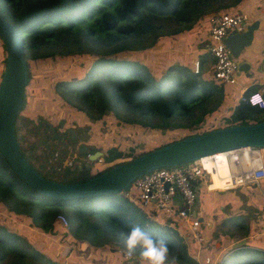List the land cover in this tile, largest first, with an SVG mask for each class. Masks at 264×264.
Wrapping results in <instances>:
<instances>
[{
  "label": "trees",
  "instance_id": "1",
  "mask_svg": "<svg viewBox=\"0 0 264 264\" xmlns=\"http://www.w3.org/2000/svg\"><path fill=\"white\" fill-rule=\"evenodd\" d=\"M263 6L264 0H0V16L16 26L23 40L27 82L19 110L27 96L25 88L33 78L32 67L46 58L84 54L92 58L83 74L68 78L56 76L51 89L55 99L73 107L84 123L93 126L104 122L103 117L112 116L136 129L133 125L157 127L159 134L166 136L183 133L191 126L206 123L228 103L225 85L213 77L203 78L200 69L193 71L190 63L182 58L167 64H148L136 52L155 44L168 46L167 37L193 29L197 20L212 12L231 13L245 7L264 13ZM4 54L0 52L3 55L0 75ZM206 56L204 48L196 55L202 63ZM250 90L245 88L236 102L226 107L225 123L214 128L264 120V108L250 105L246 100ZM46 102L51 110L41 105L49 113L46 118H38V128L49 139L58 125L55 117L60 115V109L52 100ZM174 116L191 119L175 120ZM153 118L159 121L154 122ZM128 153L116 145L109 146L91 165L83 167L80 174H73L67 166L61 173L62 178L54 180L73 182L90 178L136 156ZM124 191L53 199L22 182L0 155V212L6 213L0 216L4 218L0 219V264H61L67 259L73 263L75 256H84L83 261L88 259L87 264H94L92 251L95 249L102 255L107 254L111 264H123L116 258V248L112 245L127 249L128 233L136 226L153 239L167 243V263L199 264L193 256L195 243L184 238L181 223L175 224L176 213H146ZM205 192L203 187L198 190V200L202 201ZM216 204V200H209L210 216ZM59 214L65 217V226L58 220ZM13 216L17 221L10 218ZM226 217L221 218V224L228 221L235 229L243 228L240 216ZM236 231L244 235L251 233L246 228ZM45 233L52 240L45 241ZM227 234L231 235L232 231ZM212 235H218L215 227ZM65 240L74 248L68 253L63 248ZM222 240L219 247L230 242L226 238ZM141 251L138 246L133 251L134 257H141ZM215 253L212 252L208 263L201 264H264V249L246 243L229 245L221 261L214 258Z\"/></svg>",
  "mask_w": 264,
  "mask_h": 264
},
{
  "label": "rangeland",
  "instance_id": "2",
  "mask_svg": "<svg viewBox=\"0 0 264 264\" xmlns=\"http://www.w3.org/2000/svg\"><path fill=\"white\" fill-rule=\"evenodd\" d=\"M243 10L246 11L247 8L243 7ZM261 10L264 12V6L261 8ZM207 18L208 15L202 16L201 19L194 23L193 26L195 27L193 29L188 31L184 30L181 33L173 34L171 36L177 35L175 38L180 40L182 46H190L191 49H198L201 47L203 40L202 38L206 36ZM197 32L200 34H197ZM194 35L197 37V39L195 42H191L189 38ZM171 36L166 38L169 45L172 43V41L174 43L176 42V40L172 39ZM1 44L2 43L0 42V52L4 54L3 51L5 50ZM168 48L169 46L166 45L161 46L159 44H155L152 48L136 52V54H139L142 61L148 64L162 62L167 64L172 60H181L180 58L183 56L184 60H186V62L190 63L191 65V60H193V57H195L198 53V51H196V55H192V51L187 47L185 50L181 48L180 50L183 52L177 54V48ZM2 56L3 55H0V65ZM91 58L92 57L86 56L84 54H72L68 57L56 56L41 60L39 63H37L38 65L35 68L32 67L33 78L31 77V84L27 85L25 88L27 96L22 109L18 110L16 119L14 121V126H16L15 134L20 150L26 159L47 178L61 179V173L67 166L70 168V170L75 172L73 174H80L79 171H81L83 167L91 165V162L97 159L98 156L92 160L87 158V155L85 154L88 152V150H90L88 148L84 150H78L77 145L79 142L93 144L95 148L99 149L100 151H104L109 146L116 145L123 152H129L128 154L133 156L148 149H152L154 146L163 142L179 139L184 134L201 132L202 130H209L216 126L222 125L225 123L223 116L228 113L226 111V107L233 105V103L241 96L242 93L241 92L239 95H237L239 91L235 90L234 93L233 88L231 90L232 95L228 98V103L225 104L223 108L216 114L217 116L215 115L206 123H199L200 125L191 126L183 133L179 132L175 135L166 136V134H159V129L157 127L150 128L149 126L133 125L138 127V129H136L130 127L129 125L131 124H127L120 119H115L112 116L109 118L103 117L104 122H97V125L91 126L90 124L84 123V121H82V116L73 112V107L63 104L61 100L55 99L51 91L53 79L56 76L60 78H68L78 74H83L89 61H91ZM36 74H38L39 77H35L34 75ZM201 74L207 75L208 70L206 68L202 69ZM44 80L47 81V84H45ZM224 88L225 91L229 90V87ZM46 100H52V102L56 104V107L60 109V115L55 117L56 123L61 120L60 125L58 124L54 130V132H57L61 136L60 139L53 137V132L51 137L46 139V136H44L42 131L38 128V126H40L38 118H46L49 113L46 110H42L41 105H44L48 107L49 110H51L50 105L46 102ZM173 118L175 120L182 118L183 121H189L191 119V117L186 116H174ZM152 121H159V119L153 118ZM70 127L73 129V136H71V134L66 131V128ZM260 150L262 152V157L264 158V148H260ZM34 156L36 157L34 158ZM66 160H69L68 165H65L64 163ZM258 183L259 186L256 183L250 182L246 185L233 187L231 189L214 190L204 193L202 198L204 208L210 206V199L217 201L216 206L213 207V210L215 211V216H213V218H215L216 221L211 225L215 227V231L218 234L214 238L219 244H223L222 239L224 238L229 239L230 241L242 233L241 231L236 230H242L246 228L251 230V234H259L264 231V195L262 194V191L264 192V179L259 180ZM224 196L226 197L224 198ZM222 198L224 199L225 203L223 205V207H225L223 210L229 208L228 212L226 211V213L219 211L218 209L219 205L222 204ZM198 199L199 196H197L195 205L197 204ZM230 214L240 216V221H242L244 225L243 228L235 229L231 224L228 223V221L224 224H221V218H224ZM3 215H6V213L3 214L0 212V216ZM10 218L14 221L16 220L15 216ZM0 219L2 221L4 220V218L2 219L1 217ZM202 219L205 220L204 217ZM12 220L9 221L13 222ZM228 231H232V234H227ZM43 235L45 241L49 242L52 240L48 234L45 233ZM263 238L264 237H257L256 240L263 242ZM190 240L195 243L196 247V242L193 239ZM66 242L67 241L65 240L63 243V248L64 251H67L68 253L70 249L74 248ZM52 243H49V246L53 247L54 245H51ZM109 245H112V243L105 245V248H108ZM112 246L116 249L118 247L124 248L122 246ZM92 253L94 254V264H111V259L107 256V254L102 255L101 252H98V249H95V251H92ZM71 254L74 255L73 252ZM116 254V258L119 259L120 262L122 260L123 264H131L133 261H136V264H147V261H145L142 257H134L133 253L128 259L123 257L118 249L116 250ZM82 259H84V256H75L74 262L79 264L88 263V259H85L84 261ZM68 260L69 259L63 261L61 264H74V262L69 263ZM166 264L171 263L166 262Z\"/></svg>",
  "mask_w": 264,
  "mask_h": 264
},
{
  "label": "water",
  "instance_id": "3",
  "mask_svg": "<svg viewBox=\"0 0 264 264\" xmlns=\"http://www.w3.org/2000/svg\"><path fill=\"white\" fill-rule=\"evenodd\" d=\"M258 23L257 19H253L245 24L242 31H233L223 38L231 55L238 61V73L245 71L250 65L246 60L240 59V53L250 45ZM0 42L5 50L0 75V155L15 175L39 194L64 200L119 192L125 190L138 175L157 167L172 166L203 155L243 146L264 148V120H261L256 123L217 127L184 136L137 154L81 181L61 182L47 178L26 159L16 140L14 121L23 101L27 68L23 57L22 37L16 26L1 16ZM66 131L73 136L71 127L66 128ZM52 136L61 138L57 132H53ZM77 148L92 150L87 154L90 160L102 153L93 144L79 142ZM244 241L245 239H239L233 242L232 246H239Z\"/></svg>",
  "mask_w": 264,
  "mask_h": 264
},
{
  "label": "built area",
  "instance_id": "4",
  "mask_svg": "<svg viewBox=\"0 0 264 264\" xmlns=\"http://www.w3.org/2000/svg\"><path fill=\"white\" fill-rule=\"evenodd\" d=\"M246 22L247 15L241 10L231 13L215 11L208 15L205 50L210 57V74L224 85L235 82L238 61L231 55L223 38L233 31H242ZM200 65L199 58H196L191 67L197 72ZM263 91L264 84L249 92L246 96L247 102L264 107ZM64 163L68 165L69 160ZM212 174L220 182L218 187L212 186ZM261 179H264V158L260 147L243 146L203 155L180 164L151 169L135 177L125 189L124 195L137 202L146 213H176L175 224L179 222L183 225L185 239H193L196 242L193 256L201 264L211 260L208 250L211 249L212 243L206 245L200 229L202 221L195 212L198 190L201 187L205 191L226 190L250 182L259 186ZM57 217L62 226H65V217L61 214ZM117 249L125 258L132 256L128 255L127 249Z\"/></svg>",
  "mask_w": 264,
  "mask_h": 264
},
{
  "label": "crops",
  "instance_id": "5",
  "mask_svg": "<svg viewBox=\"0 0 264 264\" xmlns=\"http://www.w3.org/2000/svg\"><path fill=\"white\" fill-rule=\"evenodd\" d=\"M241 11H243L247 15V22L252 21L253 19H257L259 23H258L257 28L253 32V37H252V41H251L250 45L245 47L240 53V59H244L247 62H249V64H250L249 67L245 71H242L239 73L236 72L235 82H233L232 84H226L224 86V87H229V90L226 91L228 94V98H229V96L232 95L231 90L233 88H234V93H235V90L239 91L237 93V95H239L241 92H243V90L245 88H249V89H251L250 92H253V91L259 89L264 84V13H261L260 11H256V10H254V11H252V10H248V11L247 10L246 11L241 10ZM197 34H200V33L197 32ZM176 36L177 35L171 36V38L176 40L177 43L176 42L174 43L172 41V43L170 45H168L169 46L168 49H174V47L177 48V50H176L177 54L183 52L180 50L181 48H183L184 50L187 47L190 48V50L192 51V55H196V53H197L196 51L201 52L203 50V48L205 49L204 44L206 42V36L204 37L205 38L204 42L202 40L201 47L198 49H191L190 46H186V47L182 46V43H180V40L175 38ZM194 36H191L189 38L191 40V42L196 41L197 37L196 36L194 37ZM204 38H202V39H204ZM195 57H193V58L196 59ZM182 59H184L183 56H182ZM193 60H191V66H192ZM209 60H210V57L208 55V57L206 56V59L203 63L200 61L201 62L200 73L202 72V69L206 68L208 70L207 75L201 74V76L203 78L211 77ZM241 95H242V93H241ZM263 97H264V91H263ZM219 184H220V182L216 178L214 180L213 186L218 187ZM207 192H211V191H207ZM262 194L264 195L263 191H262ZM226 196H224V198ZM221 203L222 204L219 205V208H218L219 211H223L224 213H226V211L228 212L229 208H226V210H223L224 209L223 205L225 204L223 198L221 199ZM207 207L204 208L203 202L198 200L197 204L195 205V212L197 213V215H198V213L200 215V216L198 215L200 217V220L202 221V223L200 224V229H201L202 234L205 237L204 239H205L206 245L212 243L211 249L208 250L210 257H211L212 252L215 251L216 253H215L214 258L216 260L217 259L220 260L221 257L223 256L224 252L228 250L229 245L232 246L233 242H231V241H237L239 239H245V241L242 242V244L246 243L249 246H255V247L264 249V240H263V242H259L256 240L257 237H264V235H263L264 231H263L262 233H259V234L258 233H253V234L250 233L249 235H244L243 233H241L236 238L231 239L229 243L221 246L222 249L220 250V248H221V247H219L220 244L214 238L215 236L212 235L213 226L211 224L215 223V221H216V219L213 218V216H215V215L213 214L210 216V214L207 212V209H206ZM203 217L205 218V220L202 219ZM195 250H196V247H195ZM195 250H194V253H195ZM202 254H203V252H201V255Z\"/></svg>",
  "mask_w": 264,
  "mask_h": 264
},
{
  "label": "clouds",
  "instance_id": "6",
  "mask_svg": "<svg viewBox=\"0 0 264 264\" xmlns=\"http://www.w3.org/2000/svg\"><path fill=\"white\" fill-rule=\"evenodd\" d=\"M125 244L129 256L139 246L142 249L140 255L147 261V264H166L169 252L167 243L163 240L153 239L151 235L142 231L139 226L133 227L129 231Z\"/></svg>",
  "mask_w": 264,
  "mask_h": 264
},
{
  "label": "bare ground",
  "instance_id": "7",
  "mask_svg": "<svg viewBox=\"0 0 264 264\" xmlns=\"http://www.w3.org/2000/svg\"><path fill=\"white\" fill-rule=\"evenodd\" d=\"M212 175H213V182H212V186H213L214 185V180L216 179V177L214 176V174H212Z\"/></svg>",
  "mask_w": 264,
  "mask_h": 264
}]
</instances>
